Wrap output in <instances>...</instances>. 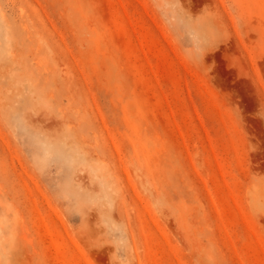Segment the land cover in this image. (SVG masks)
<instances>
[{
	"label": "rangeland",
	"instance_id": "1",
	"mask_svg": "<svg viewBox=\"0 0 264 264\" xmlns=\"http://www.w3.org/2000/svg\"><path fill=\"white\" fill-rule=\"evenodd\" d=\"M0 264H264V0H0Z\"/></svg>",
	"mask_w": 264,
	"mask_h": 264
}]
</instances>
